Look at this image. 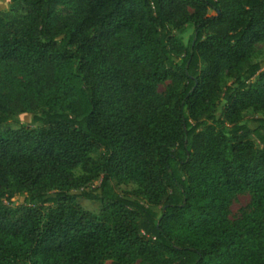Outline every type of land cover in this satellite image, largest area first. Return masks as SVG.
Masks as SVG:
<instances>
[{
  "label": "trees",
  "instance_id": "trees-1",
  "mask_svg": "<svg viewBox=\"0 0 264 264\" xmlns=\"http://www.w3.org/2000/svg\"><path fill=\"white\" fill-rule=\"evenodd\" d=\"M9 3L0 264H264V148L249 138L264 144V119L240 124L246 110L264 115V70L250 60L264 0ZM186 25L183 45L169 30ZM219 25L223 36H203ZM22 114L29 126H6ZM128 182L135 200L115 191ZM245 192L249 210L230 221L231 198Z\"/></svg>",
  "mask_w": 264,
  "mask_h": 264
},
{
  "label": "rangeland",
  "instance_id": "rangeland-1",
  "mask_svg": "<svg viewBox=\"0 0 264 264\" xmlns=\"http://www.w3.org/2000/svg\"><path fill=\"white\" fill-rule=\"evenodd\" d=\"M10 8V3L9 0H0V12H7ZM67 12L63 8H56L55 9V14L58 16L65 15ZM214 13L212 11L208 12V15H213ZM170 34L179 39L183 45L187 44V41L192 33V26L191 25H186L184 26L183 32L179 33L176 30H169ZM226 32V25H219V26H214L211 28L206 29L203 32L204 37L208 36H223ZM250 60L252 63L258 64L260 71L264 70V41L258 42L255 45H253L251 52H250ZM228 81L225 79V82ZM228 83V82H227ZM167 83L163 85H159L156 89L157 93H163L165 86ZM223 100H220L217 103L216 110H215V117L220 118V110L222 108ZM256 119H264V115L259 114V113H254L253 111L246 110L243 114V118L241 120L242 125L248 126L249 129L253 130L257 127V124L254 122ZM31 122V115L29 114H22L19 115L18 117L12 119L9 121L6 126L11 128V129H16L18 127H27L30 125ZM36 125H33L32 127H35ZM207 127L214 129V130H219V126L217 123L209 121L207 122ZM228 128V126H224V131ZM201 129L198 131V135L195 136L194 139V148L193 151H196L201 139ZM260 133L264 136V129L260 130ZM250 140L253 143V146L255 149H261L264 148V144L260 143L253 135H251ZM92 158L97 157V153L91 154ZM80 174V171L76 170L74 172V175L77 176ZM97 183H92L90 186L91 188L95 187ZM137 187L134 183L128 182L126 184H120L118 186H115V191L122 197L129 199V200H135L134 192L136 191ZM21 201L16 200L15 204H18V202ZM77 204L82 207L84 210L97 214L100 210L101 204L99 202H94V201H88L82 198H78L76 200ZM251 203V198L249 193L245 192L242 194H237L233 196L230 200L229 206H228V219L230 221H234L240 217L241 212L243 211H248ZM102 264H111L110 260H104Z\"/></svg>",
  "mask_w": 264,
  "mask_h": 264
}]
</instances>
